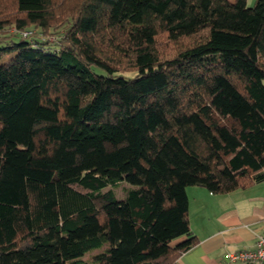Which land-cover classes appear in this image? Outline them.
<instances>
[{
  "label": "trees",
  "instance_id": "16d2710c",
  "mask_svg": "<svg viewBox=\"0 0 264 264\" xmlns=\"http://www.w3.org/2000/svg\"><path fill=\"white\" fill-rule=\"evenodd\" d=\"M8 55L0 264H174L186 187L264 182V0H0Z\"/></svg>",
  "mask_w": 264,
  "mask_h": 264
},
{
  "label": "crops",
  "instance_id": "0c3cea01",
  "mask_svg": "<svg viewBox=\"0 0 264 264\" xmlns=\"http://www.w3.org/2000/svg\"><path fill=\"white\" fill-rule=\"evenodd\" d=\"M186 196L190 233L198 241L174 264H264L225 260L227 253L253 249L264 235V182L221 195L188 186Z\"/></svg>",
  "mask_w": 264,
  "mask_h": 264
},
{
  "label": "rangeland",
  "instance_id": "374dc122",
  "mask_svg": "<svg viewBox=\"0 0 264 264\" xmlns=\"http://www.w3.org/2000/svg\"><path fill=\"white\" fill-rule=\"evenodd\" d=\"M253 2H254V0L251 1V2L249 1V5H253ZM25 30H28V31L31 32V35L28 37V39L29 38L41 39V38L44 37V36H42V34L40 33V31L38 29H36V28L29 27V28H27ZM14 31H15L14 28L11 27L9 29V32H7V33H9V34H15ZM16 35L17 36H20L18 33H16ZM56 38H58V36L56 34H54V35L48 36L47 39L50 40V41H53ZM9 57H10V55L5 56L4 58H2L0 60V62L1 63L5 62L6 60H8ZM97 72H99V71H97ZM132 74L133 73H127L125 75L126 76H131ZM108 189H111L114 192V195H115L116 198L121 199V198L124 197L126 191L129 189V185L126 184V183H120L116 187H106L103 191L108 190ZM106 248H108V245L107 244L103 245L100 249L91 250L88 253H86L83 257H81V260L84 261V262H86V263H88V264H95V263L92 262V257L94 255H97V254L101 253Z\"/></svg>",
  "mask_w": 264,
  "mask_h": 264
},
{
  "label": "built area",
  "instance_id": "2783aa9c",
  "mask_svg": "<svg viewBox=\"0 0 264 264\" xmlns=\"http://www.w3.org/2000/svg\"><path fill=\"white\" fill-rule=\"evenodd\" d=\"M20 37L28 39L31 32L23 30L18 32ZM225 260L228 263L246 262L260 263L264 261V235H259L255 240V247L251 250H241L225 254Z\"/></svg>",
  "mask_w": 264,
  "mask_h": 264
}]
</instances>
